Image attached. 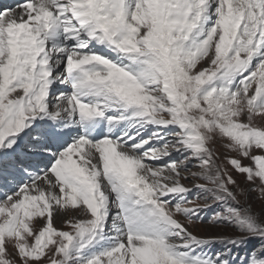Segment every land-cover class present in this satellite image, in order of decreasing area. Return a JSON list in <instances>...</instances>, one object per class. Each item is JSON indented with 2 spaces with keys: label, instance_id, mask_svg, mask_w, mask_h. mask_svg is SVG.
<instances>
[{
  "label": "snow or ice",
  "instance_id": "1",
  "mask_svg": "<svg viewBox=\"0 0 264 264\" xmlns=\"http://www.w3.org/2000/svg\"><path fill=\"white\" fill-rule=\"evenodd\" d=\"M0 264H264V0L0 8Z\"/></svg>",
  "mask_w": 264,
  "mask_h": 264
},
{
  "label": "rangeland",
  "instance_id": "2",
  "mask_svg": "<svg viewBox=\"0 0 264 264\" xmlns=\"http://www.w3.org/2000/svg\"><path fill=\"white\" fill-rule=\"evenodd\" d=\"M18 0H0V8H5V7H11L14 6ZM247 163V161H245ZM241 181L243 180L242 177H238Z\"/></svg>",
  "mask_w": 264,
  "mask_h": 264
},
{
  "label": "bare ground",
  "instance_id": "3",
  "mask_svg": "<svg viewBox=\"0 0 264 264\" xmlns=\"http://www.w3.org/2000/svg\"><path fill=\"white\" fill-rule=\"evenodd\" d=\"M17 2H20V0H18Z\"/></svg>",
  "mask_w": 264,
  "mask_h": 264
}]
</instances>
